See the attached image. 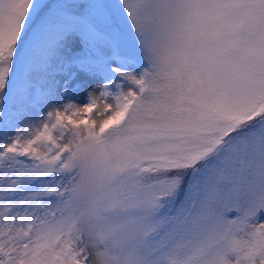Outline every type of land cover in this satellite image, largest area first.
<instances>
[{
    "label": "snow or ice",
    "instance_id": "1",
    "mask_svg": "<svg viewBox=\"0 0 264 264\" xmlns=\"http://www.w3.org/2000/svg\"><path fill=\"white\" fill-rule=\"evenodd\" d=\"M0 264H264V0H0Z\"/></svg>",
    "mask_w": 264,
    "mask_h": 264
},
{
    "label": "bare ground",
    "instance_id": "2",
    "mask_svg": "<svg viewBox=\"0 0 264 264\" xmlns=\"http://www.w3.org/2000/svg\"><path fill=\"white\" fill-rule=\"evenodd\" d=\"M74 99H76V101H77L78 103H81V104L84 102V97H83V96H78V99H77V97L74 98Z\"/></svg>",
    "mask_w": 264,
    "mask_h": 264
},
{
    "label": "rangeland",
    "instance_id": "3",
    "mask_svg": "<svg viewBox=\"0 0 264 264\" xmlns=\"http://www.w3.org/2000/svg\"><path fill=\"white\" fill-rule=\"evenodd\" d=\"M86 91H87V90L85 89V90H84V91H82L81 93L77 94V96H76V97H77V99H78V96H83V97H84V96H85V94H86ZM76 97H74V98H76Z\"/></svg>",
    "mask_w": 264,
    "mask_h": 264
}]
</instances>
